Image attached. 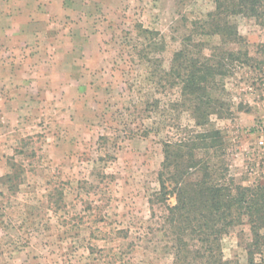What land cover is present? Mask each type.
<instances>
[{
	"label": "rangeland",
	"instance_id": "1",
	"mask_svg": "<svg viewBox=\"0 0 264 264\" xmlns=\"http://www.w3.org/2000/svg\"><path fill=\"white\" fill-rule=\"evenodd\" d=\"M213 8L214 0H0V264L172 263L156 195L162 141L194 126L161 74L191 22ZM234 20L251 59L232 62L228 112L205 128L221 131L227 179L264 186L248 132L264 116V57L254 48L264 26ZM247 150L249 159L237 153ZM198 156L217 170L215 152ZM247 236V224L224 235L223 257L244 261ZM255 259L264 264V247Z\"/></svg>",
	"mask_w": 264,
	"mask_h": 264
},
{
	"label": "trees",
	"instance_id": "2",
	"mask_svg": "<svg viewBox=\"0 0 264 264\" xmlns=\"http://www.w3.org/2000/svg\"><path fill=\"white\" fill-rule=\"evenodd\" d=\"M236 16L264 26V0H214L211 11L191 22L190 32L161 74L165 79L161 80L178 87V105L188 111L194 126L162 141L156 195L166 203L163 223L171 238V264H262L255 254L264 247V186H242L227 179L221 131L205 128L210 115L228 112L224 78L230 75L232 62L251 59L238 32ZM143 32L153 33L147 29ZM197 35H216L219 43L210 46ZM254 48L264 57V42ZM204 49L209 51L207 55L201 54ZM201 149L212 150L220 158L217 170L209 160L199 158ZM172 195L175 201L169 204L166 201ZM244 224L249 229L246 259H225L221 238Z\"/></svg>",
	"mask_w": 264,
	"mask_h": 264
},
{
	"label": "built area",
	"instance_id": "3",
	"mask_svg": "<svg viewBox=\"0 0 264 264\" xmlns=\"http://www.w3.org/2000/svg\"><path fill=\"white\" fill-rule=\"evenodd\" d=\"M254 138V151L258 160L264 158V116L260 117L248 130Z\"/></svg>",
	"mask_w": 264,
	"mask_h": 264
},
{
	"label": "crops",
	"instance_id": "4",
	"mask_svg": "<svg viewBox=\"0 0 264 264\" xmlns=\"http://www.w3.org/2000/svg\"><path fill=\"white\" fill-rule=\"evenodd\" d=\"M249 150H247L246 152L244 151H239V152H237V153H241L240 154V156H242L243 158H247V159H249V157L252 155V154H250L249 155V152H248ZM253 157H254V154H253ZM261 163H262V167H261V169H262V171H264V158H262V161H261Z\"/></svg>",
	"mask_w": 264,
	"mask_h": 264
}]
</instances>
